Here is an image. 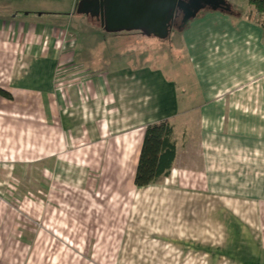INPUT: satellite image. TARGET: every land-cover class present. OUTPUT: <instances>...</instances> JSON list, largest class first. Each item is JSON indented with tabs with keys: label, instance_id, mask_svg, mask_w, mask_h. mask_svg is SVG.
<instances>
[{
	"label": "crops",
	"instance_id": "1",
	"mask_svg": "<svg viewBox=\"0 0 264 264\" xmlns=\"http://www.w3.org/2000/svg\"><path fill=\"white\" fill-rule=\"evenodd\" d=\"M245 1L184 29L194 104L181 66L126 61L117 42L79 61L53 11L0 0V264H264V28ZM162 121L173 169L137 187ZM31 166L47 185L24 195L13 180Z\"/></svg>",
	"mask_w": 264,
	"mask_h": 264
},
{
	"label": "rangeland",
	"instance_id": "2",
	"mask_svg": "<svg viewBox=\"0 0 264 264\" xmlns=\"http://www.w3.org/2000/svg\"><path fill=\"white\" fill-rule=\"evenodd\" d=\"M247 3L249 4L248 1ZM10 4H12L13 9L22 11H32L34 7H37V11H39V7L41 8L40 11L43 9L44 11H53L51 15H44L43 18L59 29L61 32L60 41L74 39L77 42L75 52L79 61L87 57L94 60L105 58L110 51V46L117 42L121 47L118 50L124 52L125 57H127L126 61H134L138 54H142V57L146 56L149 59L151 66L161 68L166 72L175 73L176 69L179 68L178 66H181L186 88L190 86L189 89H191L195 85L192 88L196 89L195 95L192 97L195 101L194 104L202 101L198 91L200 82L196 79L193 71V61L185 53L184 29H180L181 24L179 27L174 26L170 37L166 40L146 37L138 33L136 37L141 40L142 44H136V40L132 39L130 33L108 34L103 31L96 20L77 14L74 0H11ZM237 4L244 9L246 1L239 0ZM123 63H125L124 60ZM24 173L23 178L18 176L15 181L13 180L15 190H28L24 193L25 195L29 192L35 193L41 187H46L41 166H31ZM5 175L0 171V179L4 180Z\"/></svg>",
	"mask_w": 264,
	"mask_h": 264
},
{
	"label": "water",
	"instance_id": "3",
	"mask_svg": "<svg viewBox=\"0 0 264 264\" xmlns=\"http://www.w3.org/2000/svg\"><path fill=\"white\" fill-rule=\"evenodd\" d=\"M205 10L229 13L231 7L227 0H81L76 7L108 34L139 32L159 40L170 37L176 13L185 29Z\"/></svg>",
	"mask_w": 264,
	"mask_h": 264
},
{
	"label": "trees",
	"instance_id": "4",
	"mask_svg": "<svg viewBox=\"0 0 264 264\" xmlns=\"http://www.w3.org/2000/svg\"><path fill=\"white\" fill-rule=\"evenodd\" d=\"M248 1L257 14V21L264 28V0ZM231 13L234 14L235 12L231 11ZM0 95L12 99L11 94L2 89H0ZM176 154L177 144L174 139L173 124L170 121H162L148 126L135 177V185L141 188L162 183L171 174L177 157Z\"/></svg>",
	"mask_w": 264,
	"mask_h": 264
},
{
	"label": "flooded vegetation",
	"instance_id": "5",
	"mask_svg": "<svg viewBox=\"0 0 264 264\" xmlns=\"http://www.w3.org/2000/svg\"><path fill=\"white\" fill-rule=\"evenodd\" d=\"M181 22H182V15L180 13H176V17H175L173 26L179 27Z\"/></svg>",
	"mask_w": 264,
	"mask_h": 264
},
{
	"label": "built area",
	"instance_id": "6",
	"mask_svg": "<svg viewBox=\"0 0 264 264\" xmlns=\"http://www.w3.org/2000/svg\"><path fill=\"white\" fill-rule=\"evenodd\" d=\"M81 0H74L75 2V6L77 7L78 3L80 2Z\"/></svg>",
	"mask_w": 264,
	"mask_h": 264
}]
</instances>
